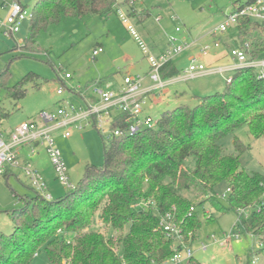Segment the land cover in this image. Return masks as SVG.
I'll list each match as a JSON object with an SVG mask.
<instances>
[{
  "label": "trees",
  "instance_id": "16d2710c",
  "mask_svg": "<svg viewBox=\"0 0 264 264\" xmlns=\"http://www.w3.org/2000/svg\"><path fill=\"white\" fill-rule=\"evenodd\" d=\"M129 1L36 0L24 45L30 46L39 31L66 17L108 16ZM243 5H236L234 11ZM143 9L137 17L132 10L136 23L151 14ZM232 39L234 45L247 43L251 58L264 55L262 22L239 16ZM178 73L173 61L161 69L163 79ZM7 75V70L0 72V86ZM113 75L92 83L103 85ZM33 77V73L25 75L7 88L8 95L15 100L25 97V84ZM129 119V113L123 112L111 127H126ZM243 125L254 138L264 136V78L252 67L235 70L224 90L198 96L194 106L183 103L163 111L153 127L103 142V163L86 165L83 177L65 196L51 194L46 199L35 191L26 198L24 206L12 214L13 231L0 236V264H30L42 246L50 264H165L175 244L160 226L159 216L170 212L182 239H195L201 221L193 202L181 191L194 185L204 201L220 208L215 187L222 182L230 188L231 209L252 208L250 215L240 216L244 232L263 239L264 174L247 172L239 156L223 153L219 144L223 136ZM234 145L238 154L245 150L239 139ZM142 200L153 204L139 207ZM95 218L118 233L107 236L91 229ZM66 233L73 235L72 240L65 239Z\"/></svg>",
  "mask_w": 264,
  "mask_h": 264
},
{
  "label": "rangeland",
  "instance_id": "374dc122",
  "mask_svg": "<svg viewBox=\"0 0 264 264\" xmlns=\"http://www.w3.org/2000/svg\"><path fill=\"white\" fill-rule=\"evenodd\" d=\"M11 1L0 0V20L6 15L3 3ZM35 2L28 0L24 4L27 13L19 33L6 37L2 33L4 28L0 27V72L8 71L5 85L0 86V118L6 129L35 118L40 112L56 114L58 108L64 105L83 106L84 99L89 94L93 95L91 83L118 71L139 76L143 78L141 83L144 84V79L148 80V76L150 78L147 55H156L168 47L171 38H176L174 45L185 42L193 44L173 58L179 70L176 76L184 74L183 69L189 64L190 54L196 55L200 46L213 44L214 41H219L220 45L208 55L221 54L222 57L221 62L212 63L211 66H228L232 62L229 50L234 46L231 38L236 23H230L225 32H212L225 22L236 5L245 4L247 0H138L134 8L136 17L143 8L151 12L142 22L144 32L136 24L135 17L133 19L146 48L137 43L115 13L108 16L90 15L86 18L66 17L39 31L35 42L25 47L24 39ZM176 27L181 29L180 32H176ZM97 45H101L103 51L93 57L92 50ZM207 56L202 58L206 64ZM29 73H33L34 77L25 84V97L19 100L10 97L7 88ZM66 73L71 78L66 79ZM231 75L232 72H223L179 81L178 91L182 92V97L179 96L178 100L194 106L198 96L224 90L226 78ZM60 88L63 90L58 94ZM161 113L150 112V116L156 120ZM82 126L78 128L70 125L54 132L70 181L74 185L83 177L86 165L103 163V142H107L106 137L92 123L84 121ZM103 127L108 130L110 125L107 123ZM66 129L70 131V136L62 137ZM235 139H239L245 146L240 154L235 148ZM219 144L223 153L239 156L244 170L264 174V136L254 138L247 125H243L223 136ZM191 165L194 166L192 161ZM44 171L50 177L47 185L53 197L65 196L69 188L57 182L49 162L45 163ZM181 193L193 202L201 221L195 239L187 242L191 245L193 258L192 261L186 260L185 264H248L253 259H256L255 264H264V238L245 233L239 220L240 216L250 215L252 208L242 211L231 209L227 202L229 192L226 183L222 182L215 187L220 208L210 201H204L205 197L198 193L194 185ZM34 194L35 190L22 173L18 177L10 175L7 179L0 175V236L13 231V212L23 207L25 199ZM91 229L99 230L107 236L118 233L103 227L98 218H95ZM236 234H239L238 239ZM64 237L72 240L73 235L66 233ZM203 246L206 248L203 249ZM30 264H50L44 246L36 252ZM165 264L173 263L168 260Z\"/></svg>",
  "mask_w": 264,
  "mask_h": 264
},
{
  "label": "built area",
  "instance_id": "2783aa9c",
  "mask_svg": "<svg viewBox=\"0 0 264 264\" xmlns=\"http://www.w3.org/2000/svg\"><path fill=\"white\" fill-rule=\"evenodd\" d=\"M138 0H130L128 4L117 5L115 14L118 15L122 23L127 27L137 43L146 48L144 40L133 22L134 10ZM7 8L4 19L0 20V27L6 37L13 36L21 30L22 22L26 18V7L21 0H12L10 3H3ZM239 16H248L254 20L264 24V0H254L250 3L238 7L235 11L227 16V19L212 32L227 31L230 23H236ZM180 28L176 27V32H180ZM176 38H171L168 47L161 50L158 54H148L150 79L153 85L148 89L141 87L142 78L127 74L123 77V85L120 88H113L108 85H99L94 82L90 85L92 94L97 98L96 102L85 103L81 107L73 105H64L58 108L56 114L48 112H40L35 118L26 122H22L11 130H6L0 120V175H5L9 171L19 170L29 181L32 188L46 199H50L51 193L48 190L46 180L40 172L35 168L29 157L36 154L37 147L42 146L50 164L52 166L55 179L61 185L73 189L75 185L71 183L69 172L65 161L62 158L61 152L56 144L54 131L58 128L75 125L82 128V121L92 123L97 127L107 140L124 134H134L142 128H150L156 124L151 116H141L142 107L145 103L144 95L152 91L155 87L161 88L166 84V80L161 77V69L168 62L173 61V58L181 54L193 44L183 43L174 45ZM219 41H214L213 44H205L198 48L197 55H189V64L183 69L184 74L179 76L180 80H186L193 77L206 76L211 74L234 72L243 67H252L257 70L259 77L264 78V59L251 58L248 53L249 46L247 43L243 45H234L229 50V55L233 63L226 67L211 66L206 64L202 58L207 56L213 48L219 47ZM103 51L101 46L92 50V56L96 57ZM69 73L65 74V78H70ZM232 80V75L226 78V83L229 84ZM62 88L58 89L57 93H62ZM127 112L130 115L128 125L126 127L112 128L117 115ZM109 124L108 130L104 129L105 124ZM63 137H69L70 131L64 130ZM24 146L30 147L28 159L22 160L20 150ZM230 188L227 187V192ZM224 196V195H223ZM153 204L150 200H142L138 203L139 207H149ZM194 208L190 207V212ZM242 211V210H241ZM160 226L167 235L174 239V254L168 259L173 264H185L186 260L193 258V253L187 242L182 239L180 228L174 223L173 215L170 212L159 216ZM238 239L239 234L235 235ZM206 247L203 246V249ZM167 260V261H168ZM256 259H253L248 264H255ZM241 264V263H239Z\"/></svg>",
  "mask_w": 264,
  "mask_h": 264
},
{
  "label": "crops",
  "instance_id": "0c3cea01",
  "mask_svg": "<svg viewBox=\"0 0 264 264\" xmlns=\"http://www.w3.org/2000/svg\"><path fill=\"white\" fill-rule=\"evenodd\" d=\"M21 1L23 3L25 2L24 4H27V2H28V0H21ZM3 7H4V9L7 12V8L5 6H3ZM138 24L142 27V31L144 32L143 23H138ZM98 46H101V45H97L94 48H96ZM197 54L198 53H196V55ZM220 55L221 54H210V55H208L207 58H206L207 59V64L211 65L212 63H219V62H221V58L220 57H222V56H220ZM261 59H264V58H261ZM232 63H233V61L232 62H229L228 64L230 65ZM174 64L176 65L175 62H174ZM113 74H114L113 77L110 78V79H108V81L103 84L104 86L105 85H108V86H111L113 88H120L123 85V77L125 75L131 74V73H129V72H123L122 73V72H119L118 71V72H115ZM178 77L179 76H176V77L173 76V77L166 78L165 80L167 82H166V84L163 87H161V88L155 87L152 91H149V92H147L144 95L145 103L143 104V107H142L141 116H147V115L150 116V112H154V111L163 112V111L168 110L170 108L172 109V108L178 106L179 104H183L182 102H180L178 100L179 96L182 97L181 96V93L182 92L181 91L180 92L178 91L179 88H180V84L178 82L179 81H182V80H180ZM96 80H100V79H96ZM152 85H153V81L149 78V76H148V80L144 79V84L141 83V87L143 89H148ZM206 94H208V93H206ZM173 97H175V98H173ZM146 99L148 100L147 103H146ZM96 101H97V98L95 96H93V95H90V94L87 96L86 99H84V102L85 103L96 102ZM78 107H81V105L78 106ZM1 122H2V119H1ZM82 122H84V121H82ZM2 125H3V123H2ZM13 128L14 127H9L7 129L6 128L5 129L6 130H11ZM64 128H66V127H62V129H64ZM59 129H61V128H58L55 131H57ZM29 152H30V147L29 146H24L20 150V155H21L22 160L26 161L28 159ZM29 159L31 160V162L33 163V165L35 166V168H37V170L40 172V174L42 175V177L46 180V182L48 184V181L50 180V177H48V175L45 173L44 167H45V163L46 162L47 163L49 162V164H50V161H49L48 156L46 155V152L44 151L43 147L42 146L37 147L36 154L33 155L32 157H29ZM50 166H51V164H50ZM51 169H52V166H51ZM9 172L10 173H13V174H20V171L17 170V169L16 170H13V171L11 170ZM13 174H11V175H13ZM52 174L54 176L53 169H52ZM54 178H55V176H54ZM48 190L50 192L49 186H48Z\"/></svg>",
  "mask_w": 264,
  "mask_h": 264
}]
</instances>
